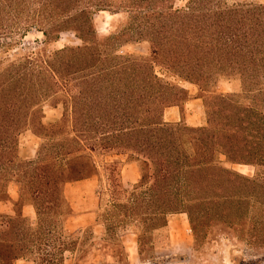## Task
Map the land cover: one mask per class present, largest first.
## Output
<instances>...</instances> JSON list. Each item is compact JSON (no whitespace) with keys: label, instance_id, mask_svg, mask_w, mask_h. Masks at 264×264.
Returning a JSON list of instances; mask_svg holds the SVG:
<instances>
[{"label":"trees","instance_id":"16d2710c","mask_svg":"<svg viewBox=\"0 0 264 264\" xmlns=\"http://www.w3.org/2000/svg\"><path fill=\"white\" fill-rule=\"evenodd\" d=\"M106 10L132 13L138 40H123L126 34L120 30L99 36L94 15ZM30 28L42 33L43 45L67 31L81 44L51 53L40 48L34 56H18L19 62L11 60L0 69V201L10 202L13 210L0 213V264H16L20 259L63 264L65 252L74 254L73 264H80L85 230L73 239L63 235L72 211L63 188L67 182L92 175L89 166L74 158L87 148L84 132L94 125L78 124V120L108 115L106 100L115 104L121 116L125 104H131V126L115 129V139L104 142L103 152L127 151L140 164V179L131 191H124L136 196V205L112 200L102 215V249L111 250L112 256L121 250L125 256V242L115 231L124 223L116 204L131 209L129 221H137L143 204L148 214L162 219L163 227L166 215L185 212L194 242L205 230L218 226L250 250H264V112L255 106L264 104V0H188L182 7H174V0H0L4 55L13 44L9 40L16 42L14 38L24 37ZM142 41L149 44V54L121 53L122 46ZM154 66L209 90L202 97L203 125H187L180 105V122L162 121L164 107L174 105L173 98L186 90L163 81ZM128 72L129 85L125 82ZM236 79L246 94L241 97L249 103L235 92L214 90L220 80ZM70 86L78 90V96L68 92ZM49 89L51 95L61 94L66 100L56 118L63 125L42 135L39 122L45 118L42 105ZM88 90L90 95L82 96ZM54 98L49 105L57 107ZM27 128L50 140L67 134L64 146L69 148L49 145L52 155L38 153L36 159H23L18 136ZM97 134L100 140V131ZM221 158L253 166L254 174L228 168ZM55 165L61 170L46 171ZM10 183L17 187L16 199L9 193ZM25 204L35 209L34 226L22 213ZM88 238L87 246L93 248L92 233Z\"/></svg>","mask_w":264,"mask_h":264},{"label":"rangeland","instance_id":"374dc122","mask_svg":"<svg viewBox=\"0 0 264 264\" xmlns=\"http://www.w3.org/2000/svg\"><path fill=\"white\" fill-rule=\"evenodd\" d=\"M187 1L188 0H174V7H182ZM230 1L232 0H227V2ZM252 1L262 2V0ZM111 3L112 1L109 2V4ZM131 14L125 13L121 15L120 13L112 14L108 10L100 11L94 15V24L97 34L99 36H106L109 33L115 34L116 31L120 30L126 34L122 35L123 40H138L134 34V29L137 25L135 26ZM143 24L145 23L143 22L142 26ZM117 36H120V34ZM42 38L43 36L40 31L35 28H30L24 37H15L14 40L16 39V42L9 40L13 44L5 54L8 59H4L5 55L0 51V69L5 67L11 60L19 62L18 56L25 54L34 56L40 48L46 49V53H51L64 46L75 47L81 44L80 40L77 39L75 34L71 31L62 32L57 41L44 45L41 44ZM117 41L116 39L110 43V49L115 47ZM98 42L100 43V41ZM120 51L123 54L134 52L149 54L150 47L147 42L142 41L122 46ZM166 60L167 59H165V61ZM154 71L159 77L163 78V81L166 83L175 84L186 90V94H177L176 98H173L172 101L175 102L174 105L164 107L162 111V121L173 123L180 122L182 118L179 110L180 105L183 107V121L187 125L194 127L203 125L205 123V113L202 105V97L207 95L209 90H202L201 87H198V85L193 82L179 80L176 78V75L169 70V74L164 73L158 69V66H154ZM129 73L130 72L127 73V77L125 78V82L128 85L131 83ZM113 81L114 79H111L109 82ZM240 86V81L237 79L220 80L216 84L214 90L217 92H235L243 103H249V100L241 97L246 94L242 93ZM130 90L129 88L128 91ZM50 91L51 89H49L46 94L49 95L51 93ZM69 91L72 92L71 95H75V97L78 96V90L74 89V87L70 86L68 92ZM60 95L53 96L50 94L47 101L42 105L45 114V118L39 122L41 126L39 129L42 135L48 134L49 131H54L53 127L56 125H63L62 122L56 120L60 108L62 107V102H66L63 96ZM87 95H90L89 90L85 94H82V96ZM54 97H56V102L58 101L57 107L49 105V103L53 102V100L50 99H55ZM57 97H59V100ZM106 104L109 107L108 115L102 116L100 114L98 118L93 117V119L90 120L84 118L80 120L79 118L78 120V124H80L81 121H88L89 124L94 125V127L84 132V138L86 140L83 144L86 145L87 148L94 146L95 149L91 151L84 148L85 151L80 152L82 156L74 158L76 162L89 166L90 170L87 166L86 169L92 171V175L67 182L65 186L67 189L73 186L71 193L67 190V195L68 197H75L74 200H70L75 213L73 217L68 219L63 235H67L70 237L69 239H73L72 237H77L79 233L85 230L84 236L86 244L81 247L84 253L79 260L80 264H112L114 260L118 261L119 264H126V261L129 264H264V250H262L261 253L250 250L248 245L246 246L245 243L235 239L234 235L227 230L214 226L209 230H205L194 242L193 233L185 212L166 215L165 227H163L162 219L148 214L143 210V204H141L142 206L137 210L138 216L135 217L137 221L127 220V216L133 214L131 209L119 207V205L116 204V212L119 214L118 216L122 217L120 219H123L124 223L121 228L116 227L115 231L118 237L121 236L125 242V256L122 255L121 250L115 251L114 257L111 254V250L102 249L100 238H102L105 233L104 224L101 222L102 215L107 213V207H111L110 204L113 203L112 200L116 201L114 203H118V201H129V207L136 205V196L131 195L130 192L125 193L124 191H131L133 186L140 179V164L133 158H129V153L127 151L115 149L112 150L113 152H103L104 142L115 139L114 137L117 134L115 129L120 126H131V111L129 110L131 109V104L129 102L125 104L126 112L122 115L123 117L125 116V120H122L123 117L120 111L117 113L115 104L111 100H106ZM89 105L92 106L91 103H89ZM255 106L260 107L264 112V104ZM66 123L67 122L64 124ZM34 125L35 127L39 126L36 122ZM69 125H67L66 128H69ZM77 129H81V127L77 126ZM99 131L100 140L97 139V133ZM102 132L104 133L101 134ZM37 134L30 128H27L18 136V153L23 159H36L38 153H40V155H52V153H48L49 145H53L54 147L61 146L64 149L69 148L64 146L67 144V142L64 144L67 134L59 135L53 140L43 138L41 134ZM72 143L73 142H70V145H72ZM73 147H76L75 143ZM70 149L75 150L77 148ZM221 160L224 166L228 168L235 169L249 176L254 174L253 166L234 165L224 162L223 158H221ZM52 170L60 171L61 168L55 165L54 169L50 167L46 169L47 172ZM120 185L122 187H120ZM16 189L17 187L13 183L9 184L8 190L13 199L17 198ZM143 190L144 189L141 188L136 192L141 194L140 191ZM23 206H26L22 210L23 215L27 218L28 222L34 226L37 222L34 207L31 204H25ZM103 209H105V211L102 213ZM0 213L12 214V204L10 202L0 201ZM109 221H112V219ZM61 225L59 223L58 228H60ZM83 225L87 226L82 228L79 227ZM89 233H92V236L96 240V244L93 248L87 246L89 242ZM74 258V254L65 252L63 264H73ZM16 264L31 263L20 259Z\"/></svg>","mask_w":264,"mask_h":264},{"label":"crops","instance_id":"0c3cea01","mask_svg":"<svg viewBox=\"0 0 264 264\" xmlns=\"http://www.w3.org/2000/svg\"><path fill=\"white\" fill-rule=\"evenodd\" d=\"M83 180H86V179H83ZM83 180H81V181H83ZM83 184V183H82ZM65 186H66V184L64 185V188H63V193H64V197L66 198V200L68 201V203L70 204V207H71V214L68 216V218L66 219V221H65V223H64V228H66V224H67V221H68V219L70 218V217H73L74 216V213H75V211L73 210V208H72V203L70 202V200H74V198L75 197H73V196H71V197H68V195H67V190H69V193H71L72 192V189H73V186L72 187H69V189H67V187L65 188ZM75 187H76V185H75ZM66 194V195H65ZM26 206H23L22 207V210L25 208ZM99 223V222H98ZM85 226H87V225H83V226H79V227H85ZM101 239V238H100Z\"/></svg>","mask_w":264,"mask_h":264}]
</instances>
